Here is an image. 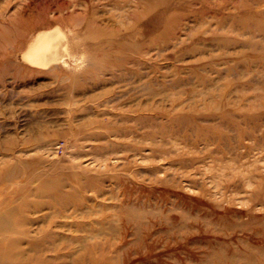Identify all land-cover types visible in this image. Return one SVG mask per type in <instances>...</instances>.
I'll list each match as a JSON object with an SVG mask.
<instances>
[{
    "label": "rangeland",
    "instance_id": "rangeland-1",
    "mask_svg": "<svg viewBox=\"0 0 264 264\" xmlns=\"http://www.w3.org/2000/svg\"><path fill=\"white\" fill-rule=\"evenodd\" d=\"M0 264H264V0H0Z\"/></svg>",
    "mask_w": 264,
    "mask_h": 264
},
{
    "label": "bare ground",
    "instance_id": "bare-ground-1",
    "mask_svg": "<svg viewBox=\"0 0 264 264\" xmlns=\"http://www.w3.org/2000/svg\"><path fill=\"white\" fill-rule=\"evenodd\" d=\"M32 47L34 48V55L41 54L44 60L49 59L50 61L63 60L64 57L62 58V56L65 54V49H67L65 37L59 28L54 32L47 31L40 34ZM34 61L41 62L39 59H34Z\"/></svg>",
    "mask_w": 264,
    "mask_h": 264
}]
</instances>
